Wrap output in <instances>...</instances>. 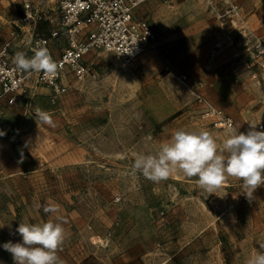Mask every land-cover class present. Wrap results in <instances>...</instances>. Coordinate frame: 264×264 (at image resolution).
I'll return each instance as SVG.
<instances>
[{"label": "rangeland", "instance_id": "rangeland-1", "mask_svg": "<svg viewBox=\"0 0 264 264\" xmlns=\"http://www.w3.org/2000/svg\"><path fill=\"white\" fill-rule=\"evenodd\" d=\"M21 13L20 0H0V41L12 38ZM136 14L166 52L149 50L130 64L93 52L90 75L68 76L56 98L39 86L0 124L11 146L0 153V264H14L2 245L21 241L20 222L57 216L66 234L60 264H247L264 252V187L249 200L233 177L209 194L179 171L155 184L132 170L137 154H156L175 130H207L220 147L227 138L165 65L186 72L240 131L264 129V55L254 52L264 39V0H144ZM19 42L12 58L25 51ZM37 109L55 127H38ZM16 157L31 168L18 172ZM45 204L59 212L45 214Z\"/></svg>", "mask_w": 264, "mask_h": 264}, {"label": "built area", "instance_id": "built-area-1", "mask_svg": "<svg viewBox=\"0 0 264 264\" xmlns=\"http://www.w3.org/2000/svg\"><path fill=\"white\" fill-rule=\"evenodd\" d=\"M143 1L46 0L45 7L39 8L35 0H20L22 13L17 30L12 32V38L0 41V99L13 106L20 97L34 95L39 86L46 87L56 98L66 92L68 76L80 81L90 75L89 58L96 51L113 52L124 64L132 63L149 50L166 52L168 49L161 45L158 32L136 14ZM15 39L25 47L29 57L38 42L48 47L60 66L57 76L45 79L42 73L28 76L18 71L11 57ZM254 52L258 58L264 55V39H257ZM164 69L193 92L203 115L215 127L227 133L229 122L237 126L232 116L193 88L186 72L174 73L168 65Z\"/></svg>", "mask_w": 264, "mask_h": 264}, {"label": "clouds", "instance_id": "clouds-1", "mask_svg": "<svg viewBox=\"0 0 264 264\" xmlns=\"http://www.w3.org/2000/svg\"><path fill=\"white\" fill-rule=\"evenodd\" d=\"M29 57L24 51L13 56L16 69L31 76L42 73L45 79L55 78L59 65L48 47L37 43ZM35 120L40 127H55L50 113L35 111ZM5 132L0 130V137ZM132 170L145 179L159 184L167 181L174 173L182 172L187 178H197L199 187L209 194L215 193L227 177L242 181V194L249 200L254 192L264 187V129L249 124L247 131L229 122L227 138L222 147L216 137L207 130H175L169 141L161 144L156 154H137ZM47 215L59 212V205H42ZM56 220L43 223L20 222L15 232L22 238L20 242H5L2 247L12 256L14 264H60L57 255L66 239L65 229ZM247 264H264V252H257L247 260Z\"/></svg>", "mask_w": 264, "mask_h": 264}, {"label": "crops", "instance_id": "crops-1", "mask_svg": "<svg viewBox=\"0 0 264 264\" xmlns=\"http://www.w3.org/2000/svg\"><path fill=\"white\" fill-rule=\"evenodd\" d=\"M39 91V88L38 87H36V90H35V94L34 95H32V96H30L29 98H24V97H20L19 98V101L15 104V105H13V106H8L7 104H6V102H5V100H3V99H0V124H1V127L2 128H6L5 126L7 125V123H8V119H7V115H8V113L10 112V110L13 108V107H15L16 108V110L15 111H17V110H21L22 109V107H23V105L22 104H25V105H27L30 101H33L34 99H35V97H36V94H37V92ZM24 102V103H23ZM14 111V112H15ZM9 127V126H8ZM7 131V133L8 134H11V133H13V130H12V128H8V129H6ZM8 140V138H4V137H0V153H1V151H2V147L3 148H5V147H7L8 148V146L9 147H11L10 146V144H9V142L7 141ZM16 150H14V152H15ZM15 153H17V152H15ZM6 167H8V166H11V164L10 163H8V164H6L5 165ZM12 166H15V169L19 172V171H24V170H27L28 168H31V167H27V165L24 163H22L21 162V160H19L17 157L16 158H14L13 159V162H12ZM15 171V170H14Z\"/></svg>", "mask_w": 264, "mask_h": 264}]
</instances>
